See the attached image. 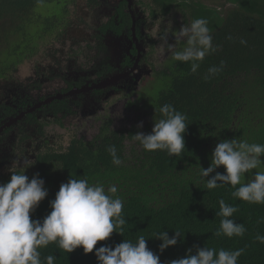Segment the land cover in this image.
Masks as SVG:
<instances>
[{"label": "trees", "instance_id": "16d2710c", "mask_svg": "<svg viewBox=\"0 0 264 264\" xmlns=\"http://www.w3.org/2000/svg\"><path fill=\"white\" fill-rule=\"evenodd\" d=\"M68 1L0 0V80L32 56L39 40L54 34L63 21ZM154 1L165 11L177 4L182 12V6L187 4L185 0ZM227 3L230 6L221 14L207 7L194 9L193 20L207 19L213 44L219 47L200 62L196 73L191 72V62L174 59L157 72L160 77L155 90L157 86L159 90L148 94L140 104L142 114L148 118L143 127L113 129L104 122L90 140L74 137L61 149L50 147L36 155L32 168L45 181L48 195L30 213L32 219H42L50 213L49 202L55 198L61 183L72 176L87 178L90 184L99 182L105 187L111 184L118 187L116 195L124 201L122 216L127 220L123 236L114 231L107 241H98L96 247L102 244L114 247L123 240L135 243L139 236H144L148 248L159 255L162 264L183 258L189 248L195 254L193 245L217 251L244 249L238 264H264V244L255 239L258 233L264 235V204L234 198L232 192L236 189L231 185L207 190L206 181L199 175L201 167L210 165L211 153L222 139L264 144V0H225L223 7ZM106 27L119 31L112 18L102 25L101 31ZM241 40L247 43L241 44ZM185 46L184 43L177 51ZM96 47L103 49L102 42L98 41ZM221 61H224L223 70L205 80L208 68L219 67ZM112 69L107 66L106 72ZM22 99L20 94L5 96L0 103V124L19 113V109L27 108L30 100L19 102ZM164 104H171L187 115L185 150L177 157H170L165 151H145L134 140L137 132L152 131L159 118L155 109ZM48 108L54 114L70 112L64 100L52 102ZM26 119L30 120L23 119L24 122L31 125L38 122L32 114H27ZM17 126L23 137L27 136L22 129L24 124ZM110 145L115 146L122 160L119 166L113 164L107 151ZM215 171L223 173L225 169L220 166ZM0 179L3 183L9 181L4 176ZM221 199L237 207L230 219L244 224L243 237L214 235L222 219L216 215ZM175 230L181 232L182 239L161 253L162 241L153 234L167 231L171 237ZM39 251L42 260L55 255V264H98L95 249L84 254L83 248L78 247L66 253L56 243H50Z\"/></svg>", "mask_w": 264, "mask_h": 264}, {"label": "clouds", "instance_id": "9594fccd", "mask_svg": "<svg viewBox=\"0 0 264 264\" xmlns=\"http://www.w3.org/2000/svg\"><path fill=\"white\" fill-rule=\"evenodd\" d=\"M175 38L186 39V46L182 51L174 52L172 58L191 62L192 73H196L200 62L219 47L213 44V36L205 18L194 19L189 26L182 25ZM163 39L167 40V37ZM240 43L247 42L241 40ZM223 67L224 61L219 67L210 66L204 79L215 76ZM157 111L159 118L154 122L152 131L148 134L137 132L134 140L145 151L159 150L165 151L170 157L180 156L185 150L187 115L171 104H164L158 110L155 109ZM138 127H143V122ZM107 151L113 164H122L114 145L108 146ZM262 156L264 144L222 139L211 153L210 165L201 167L199 175L206 181L207 190L231 185L236 189L232 192L234 198L252 204H264V171L258 170L264 167ZM25 163L27 161L23 160V165ZM16 166L21 167L20 163ZM220 166L225 169L223 173L215 171ZM11 172L10 180L0 184V264H55V255H48L42 260L39 251L50 243H56L66 253L78 247L83 248L84 254L92 253L95 249L98 264H162L159 255L148 248L144 236H139L135 243L123 240L114 247L108 244L96 247L98 241H107L114 231L124 235L123 226L127 223L122 216L124 201L116 195L118 187L115 184L105 187L102 183L90 184L87 178L76 179L72 176L67 182L61 183L55 198L49 202L50 213L42 219H32L30 213H34L48 195L45 181L39 177V173L29 179L25 171ZM246 174L251 178L245 183ZM237 210L236 206L226 204L223 199L219 201L216 215L222 219L215 236H244V224L230 219ZM153 237L162 241L159 245L162 253L169 246L176 245L178 239H182V234L175 230L170 237L167 231H161L154 233ZM255 239L264 244V235L258 233ZM193 247L195 254L189 248L183 258L166 264H238L239 257L244 253V249L221 248L217 251L205 246Z\"/></svg>", "mask_w": 264, "mask_h": 264}, {"label": "rangeland", "instance_id": "374dc122", "mask_svg": "<svg viewBox=\"0 0 264 264\" xmlns=\"http://www.w3.org/2000/svg\"><path fill=\"white\" fill-rule=\"evenodd\" d=\"M102 1L104 3L107 2V0H101V3ZM203 1L206 3L212 2V0ZM106 5L109 4L106 3ZM101 6H103V3ZM228 6H230L229 3L224 7L221 6V12ZM100 7L93 12H88V16H86L83 5H79L76 11L71 10L68 18L64 20L65 25L55 35H50L39 40V43L37 42L36 44V51L32 56L17 64L7 78L0 80V103L5 96L11 97V95L18 94H26L32 99H39L43 94L60 88L62 84L60 79L65 75L74 77L75 75L89 74L96 63L107 62L116 66L120 55L122 53L127 54L125 39L123 37H112V35L104 37L107 51L104 54L95 56V53L89 52L86 48L87 36L92 33L94 26L106 17L107 9ZM83 17L86 23L79 25ZM179 20L178 14L174 11L169 16L163 17L160 15L154 21L145 24L150 37L154 38L157 44L156 49L153 50L150 58H148V63L152 64L155 69L149 74L148 71H144V68L139 67L133 76L134 81H139L141 77L145 76L139 84L135 85L131 82L128 83L126 88H121L119 91H111L109 94L97 97H85L81 106L74 111V114L63 120L66 125L69 124V128L67 129L56 128L58 122L55 120H43L45 123L56 122L55 124L45 126L43 128L45 133L42 135L44 137L53 136V139L57 138L54 141V146L52 145L53 149H61L73 137L83 136L85 140H90L97 133L98 126L104 121H110V125L118 129L128 128L135 121H138L137 124L143 121L144 118L140 115L141 112H138L135 105H129L128 103L135 99H137V102H145L148 94L155 90L160 77L157 72L169 66L172 61L170 51L178 44V42H175L178 39L174 38V42L169 47V50H167V47L163 49L165 40L163 37L161 38V34H165L164 37H167V33H169L176 37L182 27L178 26ZM184 26L188 25L185 24ZM50 76L55 78L51 79L52 77ZM159 88L157 86L155 91L157 92ZM44 115L45 113L43 112L38 113V122L42 121L41 119ZM30 126L35 129L37 128L36 124H29L27 127ZM29 131L27 130V133L32 137V133ZM18 133L19 131L16 127L6 137L8 142L11 141L12 146L17 143ZM32 140L27 139L25 144L27 145ZM20 142L18 143L20 144ZM30 144L34 145L33 143ZM47 145L48 148L51 147L48 142ZM3 148L7 151V147ZM3 158L4 156L1 157V159ZM261 159H264V156ZM32 162L30 161L25 166L23 165L19 168V172L25 171V175L29 179L36 174L32 168ZM15 163L13 162L9 169L7 166H4L2 168L4 171L1 174L11 177V171L15 172L17 170V167L14 166ZM258 170L264 171V167ZM255 171L257 170H253V172ZM250 178L246 174L243 182L246 183Z\"/></svg>", "mask_w": 264, "mask_h": 264}, {"label": "flooded vegetation", "instance_id": "af4514ba", "mask_svg": "<svg viewBox=\"0 0 264 264\" xmlns=\"http://www.w3.org/2000/svg\"><path fill=\"white\" fill-rule=\"evenodd\" d=\"M185 1L187 2V4L182 6L183 11L181 12L179 10V8H181L180 5L173 4L170 10L165 11L164 8H162V6L157 2H155L154 0H107L106 3L109 5H106V3L102 1L103 6H101L102 5L101 0H94V1L69 0L66 4V12L62 19L63 21L60 26L55 28L53 35H55L58 32V30L65 25L64 20L68 18L71 10L76 11L79 5L81 4L83 5L86 16H88V12H93L95 11V9L101 6L107 9L106 12L107 14L105 19L99 22L96 26H94L95 29L93 28L92 33L87 36L88 37V39L86 40L87 50H89V52L92 51L93 53H95V56L104 54V52H107L104 37H106L107 35L109 36L112 35V37H123L125 39V47L127 49V54L122 53L120 55V58L118 59V63L116 64V66L107 62L96 63V65L92 68V71L89 72V74L79 75V76L75 75L74 77L73 76L68 77L65 75L60 79L62 82L60 88L48 92L46 94H43V96H41L39 99H32L30 98L29 95L20 94L23 97V99L21 101L18 100L19 102H23L27 98L28 100H30V102L27 105L26 109L18 110L19 113L26 111L20 119H18L17 121H15L14 123H12L7 127H3L0 130V176L5 175V174H1L4 171L2 170V168L4 166H7L9 169L11 164L13 162L15 163L16 160L17 161L14 164L15 167H17L16 165L18 163H20V165L22 166L23 160H26L27 163H29L30 161H34L36 159V155L40 151H44L45 149L48 148L47 142L50 144L51 147L52 145L54 146V141H56L57 138L53 139V136L44 137L42 135L45 133L43 131V128L45 126L55 124L56 122L45 123L43 120L46 121L55 120L58 122L56 124V128L67 129L69 128V124L66 125L63 122V120L74 114V111L81 106L83 99L85 97H89V98L95 96L97 97V96L109 94L111 91L112 92L119 91L121 88H126L128 86V83L131 82H133L135 85L137 83L139 84L140 81L145 77V76L141 77L139 81H134L133 79V76L135 75L134 73L138 70L139 67L144 68V71H148L149 74L152 73V70L155 69V67L152 64L148 63L149 62L148 58H150V55L153 53V50L156 49L157 44L154 38L150 37V34L145 26L146 23H150L154 21L160 15L163 17L169 16L170 13L175 11L180 18V20L178 21V26L181 27L182 25L185 24L189 26L190 23L193 21L191 14L193 13L195 8L198 9H203L206 7L209 9L212 8V10H214L215 13L221 14V9H222L221 6H223V1L225 2V0H212L211 3H206L203 0H185ZM110 18H112L115 24L119 26L118 32H116L113 28H109V27H106L103 31H101L102 25L107 24ZM85 23L86 20L83 17L79 25ZM164 35L165 34H161V38L164 37ZM167 35L168 38L167 40L164 41L163 49H166L167 47V50H169V47L174 42L175 36L169 33H167ZM98 41L102 42L103 49L101 50H98V48L96 47ZM175 42H178L177 46L172 51H170V58L172 59V61H173L172 58L173 53L177 51L178 47H181V45H183L184 43L186 44V39L184 40L178 39ZM107 66H111L113 69L109 72H106ZM163 69L165 68H162L160 70ZM117 75L120 76L115 81L105 84L102 87H96V85H99L102 80ZM54 78L55 77H52L51 79ZM81 87H84L82 91H74L70 94L62 95L60 98H54L48 103L41 104L39 107H36L30 112H27V110L31 108L34 104L41 102L44 99L53 97L57 93L66 94L73 89L77 90ZM59 100H64L66 104L70 107L69 113L63 115L62 112H57L56 114H54L53 111L48 108V104H51L52 102ZM138 101H140V99H138ZM128 104L135 105L138 112H141L140 115L144 118L143 121L140 122H143V124L146 123L148 118L146 119V116L142 114L143 110L140 109L141 106L140 104H142V101L137 102V99H135L129 101ZM13 106L16 107V105ZM42 112L45 113L44 117L41 119L43 122L41 121L34 123L36 124L37 127L36 129L38 131L32 126L27 127L30 124L24 122V120L25 121L30 120V119H26L27 114H32L34 115L35 118H37L38 113H42ZM17 114H15L14 116H9L8 119L11 117H15ZM6 121L7 120L3 121L0 124V127ZM104 122L110 124V121H104ZM22 123L25 124L24 126H22V129H24L27 136L23 137L22 132L20 133V131L18 130L19 133H18L17 143L14 146H12L11 141H9L10 142L9 143L6 137L13 128L16 127L18 128L17 125ZM133 123H132L133 125L130 124L128 128L133 126H138L137 124L138 121H135ZM111 128L118 129L112 126ZM27 130H30L29 132L32 133V137L27 133ZM39 130L42 131V134H40ZM27 139H33V140L27 143L26 145L25 142L27 141ZM18 142H20V144ZM30 143H33L34 145L32 146ZM3 147H7V151H5ZM2 156H4L3 159H1ZM27 163H25L24 166ZM19 168L20 167H17V170L15 172H19ZM4 177H6V180H10V177L8 176H4ZM1 183H3L2 179H0V184Z\"/></svg>", "mask_w": 264, "mask_h": 264}, {"label": "water", "instance_id": "95a60500", "mask_svg": "<svg viewBox=\"0 0 264 264\" xmlns=\"http://www.w3.org/2000/svg\"><path fill=\"white\" fill-rule=\"evenodd\" d=\"M133 68H134V66H133ZM119 76H120V75L112 76V77H110V78H106V79L102 80V81L100 82L99 85H96V87H102V86H104L105 84L111 83V82L115 81ZM83 88H84V87H81V88H79V89H77V90H76V89H73V90L69 91V92L66 93V94H60V93H57V94L54 95L53 97H50V98L44 99V100H42L41 102H38V103L34 104L31 108H29V109L27 110V112L32 111V110L35 109L36 107H39L41 104H46V103H48L49 101H51V100L54 99V98H60L62 95H67V94H70V93H72V92H74V91H82ZM25 112H26V111H25ZM25 112H24V111H23V112H20V113L17 114L15 117H11V118H9V119H8V120H7V121H6V122L0 127V130H1L3 127H7V126L11 125L12 123H14L15 121H17L18 119H20V118L23 116V114H24Z\"/></svg>", "mask_w": 264, "mask_h": 264}]
</instances>
